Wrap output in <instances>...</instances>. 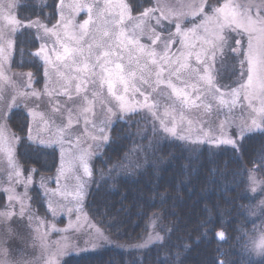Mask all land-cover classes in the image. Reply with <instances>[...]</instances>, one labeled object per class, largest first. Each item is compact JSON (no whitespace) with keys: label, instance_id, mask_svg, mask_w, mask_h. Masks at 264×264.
<instances>
[{"label":"snow or ice","instance_id":"obj_1","mask_svg":"<svg viewBox=\"0 0 264 264\" xmlns=\"http://www.w3.org/2000/svg\"><path fill=\"white\" fill-rule=\"evenodd\" d=\"M120 3L126 4L125 0H63L61 5L57 0L55 23L30 25L36 29L37 45L30 55L41 62L42 87L36 89L35 80L28 84L33 89L30 99L36 103L29 111L31 124L25 138L35 147L59 153L55 176L41 174L37 185L48 214L37 216L44 230L42 264H60L71 246L69 236L81 228L92 161L109 141L116 119L138 117L160 139L233 148L247 134L264 132V0L215 4L191 0L183 6L186 11L169 8L167 15L162 0H151L148 8L144 0L139 14L157 22L163 17L172 25V39L163 44L147 34V19L129 26L132 15H125ZM81 13L87 15L83 22L77 20ZM149 31L155 33L154 28ZM3 51L0 45V54ZM229 55L238 63L235 86L222 84L215 74V66ZM18 143L19 138L0 124V153L6 157L9 178L19 177L16 183L26 186L28 194L33 175L25 176L22 167L12 171ZM253 163L254 168L244 169L250 191L264 192V180L257 178L264 156ZM52 183L57 186L50 187ZM3 192L12 214L16 205L31 208L30 196L23 201L22 195H11L7 187ZM257 208L264 209V199L250 213L255 215ZM65 215L67 227H58L57 220ZM152 227L156 228L155 222ZM54 233L59 239H51ZM216 235L226 239L224 231ZM87 236L94 248L109 241L95 225ZM147 240L163 242L164 237L154 231ZM249 242L253 251L264 254V224L259 236L254 233ZM216 264L223 261L217 259Z\"/></svg>","mask_w":264,"mask_h":264},{"label":"trees","instance_id":"obj_2","mask_svg":"<svg viewBox=\"0 0 264 264\" xmlns=\"http://www.w3.org/2000/svg\"><path fill=\"white\" fill-rule=\"evenodd\" d=\"M128 1L134 13L142 12L140 5L144 0ZM38 2L19 0V20L55 23L57 0ZM150 6L151 0H145L144 8ZM36 50L33 31L20 32L11 67L13 72L30 73L35 87L40 88L41 62L30 55ZM230 64L233 66L220 71L221 82V78L233 80L238 74L236 61ZM9 126L19 138L17 157L24 172L53 176L59 153L27 141V110L21 106L13 110ZM152 133L150 124L138 117L114 124L108 144L92 162L93 182L85 209L95 223L118 241L142 240L149 232L148 224L154 221L164 241L144 251L106 248L69 256L63 264H216L217 259L223 264H264V255L256 257L249 242L251 235L257 236V225L264 218V210L258 215L257 208L252 215L250 209L264 199V192L252 193L244 172L245 168H254L253 162L258 164L264 156V132L247 135L237 148L192 146L165 139L143 147ZM137 149L142 150L141 161L138 166H131L128 161ZM257 178L264 180V164L257 169ZM32 197L36 212L47 217L36 186ZM0 202L3 205L4 196ZM219 231L226 234L224 242L216 237Z\"/></svg>","mask_w":264,"mask_h":264},{"label":"rangeland","instance_id":"obj_3","mask_svg":"<svg viewBox=\"0 0 264 264\" xmlns=\"http://www.w3.org/2000/svg\"><path fill=\"white\" fill-rule=\"evenodd\" d=\"M85 2H87V0H85ZM125 2L126 4L120 3L119 8L125 15L129 13L132 15V19L128 21L129 26L139 23L141 20L147 19L148 20V24L146 25L147 34L157 36L161 44H163L166 41H170L172 39L170 35L172 25L169 24L167 20L163 19V17H160L159 21L157 22L156 20L146 18L141 14H136L134 13L133 8L130 5L129 1L125 0ZM190 2L191 0H162V3L165 4V6L163 7L164 14L167 15L169 8L175 10L177 13L181 11H186V8L183 6L187 5ZM62 4H63V0H61V5ZM18 5H19V0H0V45H3L4 48L3 53L0 54V124L6 125L9 133L14 135L15 137H16L15 133L11 130L9 126L10 114L12 113L13 110L21 106L27 110V113L29 115V111L33 108V106L36 103L34 99H30V93L33 91V89L28 87V84L32 80H34L32 75L26 72L18 73L12 71L11 64L14 59L13 56L16 51V38L17 35H19V33L25 29L31 30L33 31V33H35L36 29L30 27V25L40 23L38 21L22 22L21 20H19L17 14ZM63 10L66 11V9ZM85 19H87V15L85 13H81L80 16L77 17V20L79 22H83ZM161 25H163V27H161ZM93 27H95V25H93ZM151 28L155 29V33L149 31V29ZM14 29H16V31H14ZM145 42H148L147 39ZM157 46L159 47L160 45ZM232 60L234 61V58L229 55L223 64L218 63L215 66L216 78L219 81H220V77L223 76V73H220V71H226L227 67H232L233 65L230 64ZM236 66H237L236 70L238 72L237 62H236ZM220 67H224V68L220 69ZM237 75L233 78V80H226L225 77L221 78L222 82L221 81L220 82L222 84L235 86L234 81L237 79ZM35 88L39 89L37 87ZM97 113L98 114L100 113L99 105H97ZM193 118H195V114H193ZM29 120L31 124L30 115H29ZM119 120H123V119H116L114 123L111 125L110 131L114 126V124ZM110 131H109V140H110ZM259 132L261 131H255L247 135L259 133ZM159 140L162 141L163 139L154 136V134L152 133V138H150L149 141H147L145 146L143 147H150V144L153 145L155 142H159ZM165 140H173V139L167 138ZM108 142L102 147L100 152L108 144ZM180 142L192 146L207 145L214 148H218L221 146L232 147L229 145L217 146L212 143L195 144L192 143L191 141L188 142L180 141ZM240 143L241 141L239 142V144ZM17 147L15 149V157L17 161L16 169L12 170L13 173L17 169L22 167L17 157ZM141 152L142 150L139 151L137 149L132 154V156L128 161L131 166L132 165L138 166L139 162L141 161L140 158L142 157L140 154ZM8 172H9V168L6 161V157L4 156L3 153H0V200H1V196H4L5 199L3 205H1L0 202V212L4 213L3 215H0V264H42V259L45 253V249L43 247L44 230L40 224V221L37 219V216L44 218L46 217L39 215L36 211H33V209L36 208L32 204V200H33L32 191L33 188L35 186L37 187V185L39 184L40 176H36L34 171L29 173L33 175V179L35 182L31 188L27 189L28 194H25L26 186H21L20 184L16 183V180L19 178L16 175H13L10 179ZM29 174H26L24 172L25 176ZM55 174L53 176H55ZM44 177H52V176H44ZM92 182H93V177L91 184ZM91 184L89 186V189L91 187ZM56 186L57 185L55 183H52L50 185V187L52 188H55ZM4 187H7L9 189V193L13 196L22 195L23 201H28L30 196L31 208H28L27 204L16 205L14 210L15 214H12L13 210L6 208L5 206L6 194L3 192ZM37 188L39 189V187ZM42 199L44 201L43 197ZM13 204H15V201H13ZM21 207L27 208V211L22 213ZM262 210L264 209L258 208L257 214L261 215ZM68 219L69 218L66 215L61 216L59 220H57V226L61 228L67 227ZM89 221H91V223H89ZM72 223L73 224L76 223L74 216L72 218ZM152 223L153 222L148 224L149 232L147 233V236H145L142 240L135 242H121L111 237L105 230H103L97 223H95L90 218V216L88 215L85 209V213L82 214L81 216V222H80L81 228L77 229L74 236H69L71 246L69 247L67 252L60 257V264H63L65 259L68 258L69 256H79L87 253L98 252L106 248H113L125 252L147 250L148 248L159 243V242H148L147 240L149 234H152L154 231L156 233H159V231L156 228L153 229ZM262 224H264V218L262 222L257 225L259 226L257 236H259V232ZM93 225L101 228V230L109 238L108 242L101 241L100 244L95 248L91 243H88L89 237L87 236V233L90 230H92ZM159 235L163 237L162 234L159 233ZM51 239L52 240L59 239V236L54 233L52 234ZM252 252L256 257H262L264 255V254H257V252L255 251Z\"/></svg>","mask_w":264,"mask_h":264},{"label":"water","instance_id":"obj_4","mask_svg":"<svg viewBox=\"0 0 264 264\" xmlns=\"http://www.w3.org/2000/svg\"><path fill=\"white\" fill-rule=\"evenodd\" d=\"M217 238H218V236H217ZM218 240H219L220 242H223L225 239H224V240H220V239L218 238Z\"/></svg>","mask_w":264,"mask_h":264}]
</instances>
